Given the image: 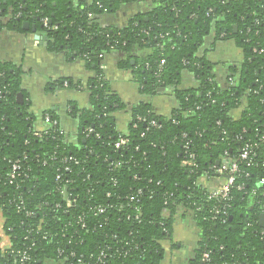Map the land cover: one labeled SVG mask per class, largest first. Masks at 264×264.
Returning a JSON list of instances; mask_svg holds the SVG:
<instances>
[{
  "label": "trees",
  "instance_id": "1",
  "mask_svg": "<svg viewBox=\"0 0 264 264\" xmlns=\"http://www.w3.org/2000/svg\"><path fill=\"white\" fill-rule=\"evenodd\" d=\"M136 2L149 9L126 25L99 22ZM6 16L9 26L36 25L50 50L84 60L96 74L91 107L70 112L80 123L71 142L51 111L43 114L46 128L35 129L29 101H18L20 71L0 62V210L11 241L0 247V264H160L180 209L191 212L202 237L192 264H264V0H0V24ZM210 37L234 40L244 55L224 87L200 52ZM112 52L126 55L123 66L143 94L171 89L170 117L141 102L128 131L118 130L124 104L102 67ZM185 70L198 87L180 88ZM247 144L252 152L240 161ZM225 155L240 171L221 222L200 180L215 176L210 168ZM17 160L22 176L10 179Z\"/></svg>",
  "mask_w": 264,
  "mask_h": 264
},
{
  "label": "crops",
  "instance_id": "2",
  "mask_svg": "<svg viewBox=\"0 0 264 264\" xmlns=\"http://www.w3.org/2000/svg\"><path fill=\"white\" fill-rule=\"evenodd\" d=\"M79 1L81 0H74L75 3ZM148 9L146 2H136L122 6L115 12L103 14L98 20L105 26H124L131 17L146 13ZM8 20L6 16L0 24V62L20 71L22 92L31 105L30 111L35 115V129L46 128L43 114L51 111L59 117L67 139L76 141L80 123L70 112L72 108L91 107L88 85L95 77L94 68L80 58L69 56L65 51L50 50L48 42L42 39L46 37L45 34L33 32V24L30 22L20 29L9 26ZM200 52L215 64L216 78L223 87L227 85L230 68L240 66L244 61L243 52L234 40L215 41L214 37H210ZM125 57V54L112 52L102 61L110 88L124 104V108L116 112L117 127L123 133L128 131L132 121L131 109L139 103H152L155 112L164 117H170L177 104L171 89L161 88L152 96L143 94L131 70L123 66ZM198 85L199 81L193 72L183 71L181 89L196 88ZM240 113L241 110H236L233 115L239 116ZM200 181L206 188H213L221 185L224 177H203ZM3 226L4 217L0 210V247L7 250L11 241L4 234ZM201 238L191 212L180 209L172 236L162 242L164 254L160 264H192Z\"/></svg>",
  "mask_w": 264,
  "mask_h": 264
},
{
  "label": "built area",
  "instance_id": "3",
  "mask_svg": "<svg viewBox=\"0 0 264 264\" xmlns=\"http://www.w3.org/2000/svg\"><path fill=\"white\" fill-rule=\"evenodd\" d=\"M20 15V14H19ZM48 23V19H44V24L47 25ZM51 118L50 116L47 114L46 115V121H50ZM54 125L59 124L57 120L53 121ZM60 130L62 133H65L64 130L62 129L61 125H60ZM93 129L89 128L87 130V134H92L93 133ZM37 135H39V133H37ZM126 143L125 140L121 139L119 142L116 143V148L119 149L121 148L124 144ZM252 152V145L251 144H247L246 147L243 149V152L240 154L239 160H247L248 159V155L249 153ZM195 155L191 154L190 155V160L186 161L185 163H189L192 164ZM12 171L9 173V177L10 179H15L18 176H22L23 173V169H22V165L20 163L19 160L15 161L12 165ZM66 170H70L69 166L65 167ZM211 171H214V175L216 177H224V182L216 187L213 188H208L209 190V196H208V200H213L218 202L219 205H217L216 207H214L210 212L214 213L213 216V220L216 221H221V222H225L224 217L226 216L227 213V208L229 207L228 202L231 199V191L232 189L235 187V182L237 179V175L240 171L239 168V161L238 160H234L231 159L230 157H228V155H225L222 160H220L219 164H216L215 166H212L210 168ZM27 177H28V173H27ZM214 177V176H213ZM58 179H60V175H58L57 177ZM261 184H264V180L260 181ZM114 184H117V181L114 179ZM65 199L68 201V205H72V200H70L69 195L67 193V189L66 187H64L63 191H62ZM224 203V204H223ZM101 212L105 211L104 208L100 209ZM79 223H82V217L79 219L78 221ZM105 257V253H102L100 255V260H103V258ZM29 257L27 255L23 256V260H28ZM211 260V256H210V252H205L202 255V261L204 262H210ZM79 263L82 262V260L79 259L78 261ZM74 264V263H72Z\"/></svg>",
  "mask_w": 264,
  "mask_h": 264
},
{
  "label": "water",
  "instance_id": "4",
  "mask_svg": "<svg viewBox=\"0 0 264 264\" xmlns=\"http://www.w3.org/2000/svg\"><path fill=\"white\" fill-rule=\"evenodd\" d=\"M29 25V22L28 21H24L23 22V26L24 25ZM33 32H37V28H36V25H33ZM43 40H45V41H47V37H43L42 38ZM162 90H163V88H162ZM24 95H23V93H19V95H18V101H19V103H22L23 102V97ZM220 163V161H218L217 162V164H219ZM260 221H261V225L264 227V214H262L261 215V218H260Z\"/></svg>",
  "mask_w": 264,
  "mask_h": 264
},
{
  "label": "flooded vegetation",
  "instance_id": "5",
  "mask_svg": "<svg viewBox=\"0 0 264 264\" xmlns=\"http://www.w3.org/2000/svg\"><path fill=\"white\" fill-rule=\"evenodd\" d=\"M129 4H132V3H126V4H124L123 6H125V5L127 6V5H129Z\"/></svg>",
  "mask_w": 264,
  "mask_h": 264
}]
</instances>
